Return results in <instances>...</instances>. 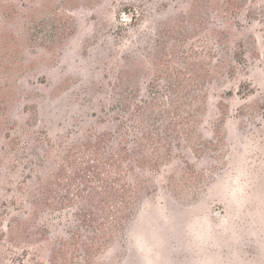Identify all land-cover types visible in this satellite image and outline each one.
I'll return each instance as SVG.
<instances>
[{"label":"rangeland","instance_id":"obj_1","mask_svg":"<svg viewBox=\"0 0 264 264\" xmlns=\"http://www.w3.org/2000/svg\"><path fill=\"white\" fill-rule=\"evenodd\" d=\"M0 264H264V0H0Z\"/></svg>","mask_w":264,"mask_h":264}]
</instances>
